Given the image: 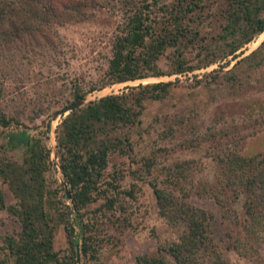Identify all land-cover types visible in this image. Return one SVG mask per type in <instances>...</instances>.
Masks as SVG:
<instances>
[{
	"label": "rangeland",
	"instance_id": "1",
	"mask_svg": "<svg viewBox=\"0 0 264 264\" xmlns=\"http://www.w3.org/2000/svg\"><path fill=\"white\" fill-rule=\"evenodd\" d=\"M66 1L53 0L56 12L64 15L58 18L59 22L51 23L34 37L26 35L0 46V110L20 113L28 125L36 111L44 110L34 123L44 126L50 122L47 145L53 165L46 173L47 183L51 188L57 186V198L65 211L68 209L63 204L70 201H65L58 186L64 180L58 167L55 128L67 113H55L71 102L74 83L87 89L90 82L101 78L113 35L124 22L126 5L123 0H90L83 6L88 16L83 18L78 13L65 15L62 5ZM226 6V0H208L204 12L198 15L200 39L184 48L193 71L168 74L172 69L170 48L159 60L165 75L108 85L83 97L81 106L140 82H171L161 98L144 100L139 123L122 129L133 144L136 164L131 166L129 159L119 153L110 155L108 170L117 172L122 186L132 189L134 197L127 195L122 199L127 210L121 215L122 219L127 218L123 220L128 225L119 224L117 215L110 219L99 217L96 227L101 233L108 232L110 239L103 244L97 264H136L138 254L154 253L159 243L178 238L180 230L159 215L149 185L150 180H155L166 186V179L178 164L188 175L183 183L188 192L186 200L212 214L210 233L225 259L230 264H264V222L256 223L253 229L252 236L260 242L253 247L246 243L247 250H242L246 253L232 247L234 240L243 235L245 194L237 195L233 188L222 189L223 174L218 163L230 152L264 158V31L230 53L243 36L238 30L226 37ZM260 14L264 15V10ZM22 154L21 150L7 151L16 162L21 161ZM145 157L154 160L149 175L142 165ZM0 191L7 204L16 201L1 177ZM218 198L223 202L218 203ZM99 204L100 201L92 203L89 208L95 209ZM19 229L15 217L0 207V245L4 235ZM54 247L62 253L69 247L63 224L55 228ZM77 258L78 264H83L80 253Z\"/></svg>",
	"mask_w": 264,
	"mask_h": 264
},
{
	"label": "trees",
	"instance_id": "2",
	"mask_svg": "<svg viewBox=\"0 0 264 264\" xmlns=\"http://www.w3.org/2000/svg\"><path fill=\"white\" fill-rule=\"evenodd\" d=\"M88 1L67 0L62 5L63 13L88 17L83 10ZM123 1L126 3L124 22L113 35L107 67L101 78L90 82L87 89L74 83L71 102L66 105L108 85L165 75L159 60L170 48L172 69L168 74L195 69L189 64L184 48L199 41L196 19L204 12L208 0H174L167 4H160L159 0ZM226 5V37L235 35L238 30L243 36L232 47L230 53H233L264 31V15L260 14L264 0H226ZM59 17L64 18V15L56 12L53 0H0V46L24 39L26 35L34 37L51 23L59 22ZM170 85L171 82H140L126 86L128 92L126 89L91 100L61 118L55 128V147L64 180V184L58 186L65 201H70L63 204L67 211L57 198V186L51 188L47 183L46 173L53 165L47 145L50 122L44 126L34 123L44 110L39 109L32 115L31 125L24 123L18 112L0 110V177L16 199L7 204L0 191V207L15 217L20 228L2 237L0 264H78L79 253L83 264H93V261L97 264L103 244L110 239L108 232L101 233L97 229L99 217L110 219L117 215L119 224L128 225L123 220L127 218L122 219L121 215L127 210L122 199L127 195L134 197L132 189L122 186L117 172L108 170L110 155L119 153L129 159L131 166L136 164L133 144L122 129L139 123L144 100L161 98ZM8 150L23 151L21 161L12 160L7 155ZM143 160L142 165L149 175L154 160L150 157ZM218 163L223 174L220 177L222 189L233 188L237 195L245 194L243 235L236 238L232 246L244 254L246 243L253 247L260 242L252 235L256 223L264 222V158L230 152L219 158ZM175 167L178 168L170 172L166 186H160L155 180H150L149 185L159 215L170 226L178 228L180 234L175 241L159 243L154 253L138 254L136 264H230L211 236L212 214L186 200L188 192L183 183L188 175L180 164ZM98 201V207L89 208ZM58 224L64 225L69 244L63 253L54 247ZM152 234L155 235L153 231Z\"/></svg>",
	"mask_w": 264,
	"mask_h": 264
},
{
	"label": "water",
	"instance_id": "3",
	"mask_svg": "<svg viewBox=\"0 0 264 264\" xmlns=\"http://www.w3.org/2000/svg\"><path fill=\"white\" fill-rule=\"evenodd\" d=\"M82 100H83V98H81V99H79V100H77V101H75V102H73V103H71L69 105L64 106L63 108L59 109L55 113V115H58V114H63L64 115L65 113H68L73 108L78 107V106H81ZM66 194H67V196H69L68 190H66Z\"/></svg>",
	"mask_w": 264,
	"mask_h": 264
}]
</instances>
